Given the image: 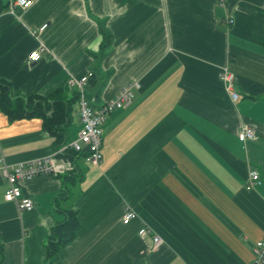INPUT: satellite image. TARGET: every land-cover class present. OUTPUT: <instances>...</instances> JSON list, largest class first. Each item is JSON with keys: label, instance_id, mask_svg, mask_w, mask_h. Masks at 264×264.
Segmentation results:
<instances>
[{"label": "crops", "instance_id": "obj_1", "mask_svg": "<svg viewBox=\"0 0 264 264\" xmlns=\"http://www.w3.org/2000/svg\"><path fill=\"white\" fill-rule=\"evenodd\" d=\"M1 1L0 80L13 97L77 91L67 80L89 74L94 109L130 81L140 89L106 116L97 167L80 157L68 174L20 183L32 210L4 200L0 170V264H254L264 243V0H33L25 10ZM244 126L253 139H238ZM54 151L41 119L0 111L6 165ZM251 170L259 182L248 189ZM129 210L137 216L125 225ZM65 211L77 214L74 239L48 259Z\"/></svg>", "mask_w": 264, "mask_h": 264}, {"label": "built area", "instance_id": "obj_2", "mask_svg": "<svg viewBox=\"0 0 264 264\" xmlns=\"http://www.w3.org/2000/svg\"><path fill=\"white\" fill-rule=\"evenodd\" d=\"M225 2L226 0H220ZM33 3V0H14L11 7L20 8L22 10L28 9ZM231 22V21H230ZM47 27L46 24L42 25L38 30L33 31L32 34L36 35L42 32ZM40 52L33 51L28 55L29 63H37L40 60ZM89 75L83 76L79 79L70 77L67 80V85L70 89L77 88L78 101H77V114L81 124L75 140L69 142L67 145L57 149L50 155L35 159L25 164H19L9 167L0 159V170L8 185V190L4 195L6 202L13 203L18 211H30L33 209V202L30 198L23 196L20 188V183L31 180L38 176L44 175H65L73 171L75 168L74 162L69 159L61 157L68 149L73 150L77 154L83 156L86 164L97 167L102 159L101 145L103 138L102 126L105 118L110 113L116 110L128 108L134 98V91L140 89V83L136 80L127 83L115 96L114 99L104 103L101 107L92 108L85 96V86ZM220 79L224 83L226 91L232 102L237 101L238 96L233 92L232 84L234 82V74L223 68L220 74ZM238 139L247 141L253 139L254 132L248 127H242L237 133ZM1 158V157H0ZM259 182L257 171H249L247 188H251L254 184ZM134 211H127L122 217L123 224H129L136 218ZM147 230L144 228L139 231V235L146 234ZM160 239L157 236L153 237L154 248H157ZM254 264H260L264 260V243L258 242L253 248Z\"/></svg>", "mask_w": 264, "mask_h": 264}, {"label": "trees", "instance_id": "obj_3", "mask_svg": "<svg viewBox=\"0 0 264 264\" xmlns=\"http://www.w3.org/2000/svg\"><path fill=\"white\" fill-rule=\"evenodd\" d=\"M5 8L0 0V13ZM105 45L108 38H105ZM102 45V48L104 47ZM78 92H65L57 89L52 94L42 97L31 95L25 98L13 97L9 84L0 80V111L6 115L9 121L24 118H39L43 128L54 138L55 150L68 144V129L72 124L73 114L76 111ZM86 155L77 154L68 149L61 157L75 163L80 157ZM78 227V218L75 212L65 211L64 220L55 225L47 241V255L50 259L62 246L74 239ZM2 260V247L0 246V262Z\"/></svg>", "mask_w": 264, "mask_h": 264}, {"label": "rangeland", "instance_id": "obj_4", "mask_svg": "<svg viewBox=\"0 0 264 264\" xmlns=\"http://www.w3.org/2000/svg\"><path fill=\"white\" fill-rule=\"evenodd\" d=\"M160 12H161V11H160ZM76 124H77V118H75V119L72 121V124H71V126L69 127V129H68V137H69V138L71 137V135H72V133H73V131H74V129H75Z\"/></svg>", "mask_w": 264, "mask_h": 264}]
</instances>
